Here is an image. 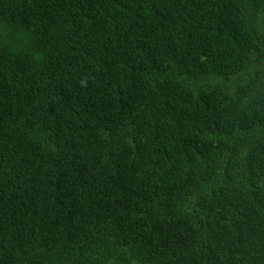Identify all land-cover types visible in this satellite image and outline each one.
Segmentation results:
<instances>
[{"label": "trees", "instance_id": "trees-1", "mask_svg": "<svg viewBox=\"0 0 264 264\" xmlns=\"http://www.w3.org/2000/svg\"><path fill=\"white\" fill-rule=\"evenodd\" d=\"M0 264H264V0H0Z\"/></svg>", "mask_w": 264, "mask_h": 264}]
</instances>
